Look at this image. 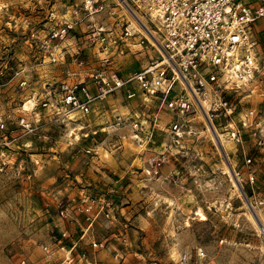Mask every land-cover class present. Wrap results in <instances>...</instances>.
<instances>
[{
	"label": "rangeland",
	"instance_id": "obj_1",
	"mask_svg": "<svg viewBox=\"0 0 264 264\" xmlns=\"http://www.w3.org/2000/svg\"><path fill=\"white\" fill-rule=\"evenodd\" d=\"M53 5L0 0V264H264V75L229 97L236 124L249 123L242 143L224 119L159 111L137 88L68 118L61 83L98 92L91 75L116 49L106 56L82 27L53 62L32 38ZM125 8L118 15L139 30ZM256 35L264 67V27ZM140 39L112 58L113 72L147 65L155 53Z\"/></svg>",
	"mask_w": 264,
	"mask_h": 264
},
{
	"label": "built area",
	"instance_id": "obj_2",
	"mask_svg": "<svg viewBox=\"0 0 264 264\" xmlns=\"http://www.w3.org/2000/svg\"><path fill=\"white\" fill-rule=\"evenodd\" d=\"M59 3L46 15L47 27L42 33L32 35L35 46L51 56L53 62L64 59L60 45L69 39L77 42L82 27L87 28L88 40L102 47L106 56L110 48L116 49L112 57L101 58L105 69L91 75L100 85L98 92L94 93L87 83H61L59 104L65 116L69 118L76 113L87 116L96 101L116 92L132 98L137 88L145 101L159 102V111L164 109L182 117L199 110L213 127V118L224 119L233 140L242 143V130L249 123L245 120L241 126L236 124L237 106L229 97L264 75L256 35L257 24H264V0H117L116 3L59 0ZM118 7H126L139 30L128 18L118 15ZM138 11L144 12L147 23L140 20ZM104 13L114 19L112 25L95 22V17ZM137 35L141 38L140 46L146 44L155 54L141 69L127 77L119 76L109 67L112 58L124 55L123 47H129V39ZM78 63L84 64L82 60ZM21 122L24 124L25 120ZM172 128L176 136H181L180 123ZM60 215L64 216L65 211ZM46 251L49 253L48 248Z\"/></svg>",
	"mask_w": 264,
	"mask_h": 264
},
{
	"label": "crops",
	"instance_id": "obj_3",
	"mask_svg": "<svg viewBox=\"0 0 264 264\" xmlns=\"http://www.w3.org/2000/svg\"><path fill=\"white\" fill-rule=\"evenodd\" d=\"M263 27H264V24L261 23V22H259V23L257 24V28H256V30H257L258 32H260V31L263 30Z\"/></svg>",
	"mask_w": 264,
	"mask_h": 264
},
{
	"label": "bare ground",
	"instance_id": "obj_4",
	"mask_svg": "<svg viewBox=\"0 0 264 264\" xmlns=\"http://www.w3.org/2000/svg\"><path fill=\"white\" fill-rule=\"evenodd\" d=\"M32 102V101H31Z\"/></svg>",
	"mask_w": 264,
	"mask_h": 264
}]
</instances>
